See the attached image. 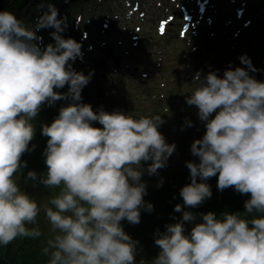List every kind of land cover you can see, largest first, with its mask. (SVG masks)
<instances>
[{"label": "clouds", "instance_id": "clouds-1", "mask_svg": "<svg viewBox=\"0 0 264 264\" xmlns=\"http://www.w3.org/2000/svg\"><path fill=\"white\" fill-rule=\"evenodd\" d=\"M38 10L34 30L13 12L0 11V246L41 237L35 225L43 211L53 234L43 248L47 264H136L139 241L122 221L139 224L141 209L153 210L144 200L142 176L166 167L176 145L159 131L161 115L134 118L81 102L92 76L72 67L83 57L82 45L64 38L67 25L54 4L41 2ZM41 29H54V44L40 46ZM239 59L245 67L230 66L223 76L216 70L193 77L196 87L186 103L195 106L206 131L190 148L199 162H186L191 182L180 190L183 206L174 208L182 218L157 230L159 254L151 264H264V81L250 75L256 69L246 54ZM65 86L67 92L58 91ZM61 100L67 104L58 115L41 124L46 174L22 177L40 111ZM212 177L218 190L231 187L249 196L246 216L226 212L220 219L208 212L196 222V214L184 211L211 198L204 181ZM21 180L59 192L41 206Z\"/></svg>", "mask_w": 264, "mask_h": 264}, {"label": "trees", "instance_id": "trees-1", "mask_svg": "<svg viewBox=\"0 0 264 264\" xmlns=\"http://www.w3.org/2000/svg\"><path fill=\"white\" fill-rule=\"evenodd\" d=\"M39 119H41V117H39ZM33 145H35V148L30 153L31 157H27L26 155L24 158H22L24 161L27 162V167L22 170V177L26 176L28 171H35L38 174H46L47 171L46 165L41 163L40 144L35 141ZM183 178L184 176L178 173L174 178H172L170 181H166L164 185L161 188H159L158 196L160 198V202L162 205L161 211H158L155 215L152 216L150 213L145 214V209H141V220L142 221L144 220V224L142 225V227L140 226L136 227L135 225L129 224L125 220L122 221V226L124 231L127 234H129L131 237L132 235H134L136 237L134 240L140 242L143 239L147 240L149 237H156L157 230H159V232H163L165 229L161 231V229H158L157 227L162 225L166 220L168 221V224L175 223L178 220H180L182 218V213L175 211L170 212V211L172 209V201H173L172 193L175 190V186H177L183 181ZM198 182H200L199 179ZM207 183L209 184L208 181ZM21 186L24 190L26 186L30 194L41 206L47 203L51 198H53L59 192V189H45L44 186L43 189H41L39 186L33 187L31 183L24 184L23 180H21ZM179 193L174 197L175 202L177 204L183 201ZM39 197H41L42 200H39ZM218 204H220V206ZM244 211H245L244 203L238 202V199L231 201H224L221 203L219 197L213 194L211 198L206 199L202 208L198 209L196 213L194 212L193 213L197 215L196 222H202L201 217L199 215L201 213L213 212L217 214L218 218L222 219L223 214L226 212L227 213L239 212L241 213L242 216H246ZM41 213H43V211H41ZM38 223H39V219H38ZM186 224L189 225L190 228L193 226L192 224L189 223ZM35 226H38L42 230L43 235L41 237L36 239L19 238L6 247L0 246V264H47L48 257L43 254V248L46 246L47 239L50 238L51 235L53 234L51 233L49 227L43 228L39 225H35ZM137 228L138 229L141 228L140 231L137 230ZM141 258L142 257H137V259H141ZM137 259H136V263L137 264L141 263L138 262ZM141 264H145V262H142Z\"/></svg>", "mask_w": 264, "mask_h": 264}, {"label": "rangeland", "instance_id": "rangeland-1", "mask_svg": "<svg viewBox=\"0 0 264 264\" xmlns=\"http://www.w3.org/2000/svg\"><path fill=\"white\" fill-rule=\"evenodd\" d=\"M130 2H131L130 0H103V3L99 4L96 0H93L90 3H87L85 7L82 10H80V13L82 14V19L84 21H86L87 19L91 17L96 18L92 25L94 26V32L97 35L99 36H108V34L116 35L123 31V29L126 26L127 19H129L128 13H127V7L125 6V3H130ZM160 4H161V0H142V8L140 9V11L141 10L143 11L144 9L154 8V7H162V6H165V4H171V5L176 6V4L170 2L169 0H163L162 6H160ZM129 7H133V4L131 3ZM137 15H138L137 13H135L134 15L137 17V20L142 21L140 17H138ZM163 15H166V13L164 12ZM201 17L207 21V10L202 13ZM109 20L112 21V25H109ZM145 20L147 19H144V21ZM104 23H106V26H104ZM99 30L105 31V33L99 34ZM132 55L134 56L133 59L135 60L138 59V57H140V53L138 51H135ZM170 56H171V60L173 61L178 59V55L175 53H172ZM120 78H125L126 82H129L131 85H135L134 81L132 82L127 81V78H128L127 70L121 72ZM121 81H124V80H121ZM180 86H182L183 89L187 87L186 85H183V84H181ZM140 91L141 89H139V92L135 94V98L137 100H139L141 97ZM248 198L249 196L241 195L237 193L234 190V188H231V187L219 193V199L221 203L224 201H231L235 199H240L243 202H245V200H247ZM39 200H42V198L39 197ZM179 204L183 206V201H181ZM203 204L196 208L185 207L184 211H190V212L196 213L198 209L203 207ZM218 205L220 206V204ZM179 213H182V212H179ZM38 219H39V223H37V225L41 227L50 228V224L48 223L43 213H40V215L38 216ZM143 224H144V220L143 221L141 220L140 223L136 224L135 226L142 227ZM185 226H186V230L190 231L191 228L189 227V225L186 224ZM140 229L141 228L139 229L137 228V230L139 231ZM132 238L135 239L136 237L132 235ZM155 238L156 237H149L147 240L143 239L139 242L137 246L138 251H137L136 259L137 257H142V258L137 259L138 262H141V263L145 262V264H151V261L158 256L159 248L154 243ZM141 263H138V264H141Z\"/></svg>", "mask_w": 264, "mask_h": 264}, {"label": "bare ground", "instance_id": "bare-ground-1", "mask_svg": "<svg viewBox=\"0 0 264 264\" xmlns=\"http://www.w3.org/2000/svg\"><path fill=\"white\" fill-rule=\"evenodd\" d=\"M227 1H230V2H233V3H235L236 2V0H227ZM248 0H242V2L237 6V7H244V13H245V15H246V22L247 23H249V17H247V12H248V10L250 9V7L252 6L251 5V2H250V0H249V2H247ZM207 10V8L205 9V11ZM232 20H234V19H232ZM238 22H240V21H238ZM244 28H250L251 30H253V31H255V32H257V33H259V29L257 28V25H252V24H249V26H247V27H244ZM245 30H247V29H245ZM257 37H256V40L258 39V38H261L262 36H260V34L259 35H256ZM34 167H35V165H34ZM33 167V168H34ZM207 183V182H206Z\"/></svg>", "mask_w": 264, "mask_h": 264}]
</instances>
